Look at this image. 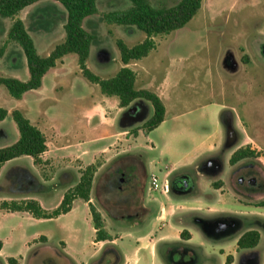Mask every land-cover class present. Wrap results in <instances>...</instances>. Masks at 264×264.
I'll return each instance as SVG.
<instances>
[{"label": "rangeland", "instance_id": "rangeland-1", "mask_svg": "<svg viewBox=\"0 0 264 264\" xmlns=\"http://www.w3.org/2000/svg\"><path fill=\"white\" fill-rule=\"evenodd\" d=\"M150 1L154 5H174L178 0ZM97 6L98 13L83 21V27L96 35L89 68L100 77L108 78L122 65L116 40L123 39L132 46L141 42L146 34L136 26L107 24L103 19L107 12L130 7V0H98ZM63 8L67 14V9ZM11 21L0 16V77L26 81L30 77L26 55L19 44L8 41ZM57 33L34 34L40 55L49 53ZM63 35L65 39V29ZM155 42L156 48L132 69L141 75L138 88L146 85L156 91L166 75L175 81L166 95L168 119L147 135L140 129L144 124L142 118H135L134 124L127 128L128 133L118 136L119 141L114 139L109 153L114 159L100 171L98 184L116 173L114 171L118 175L111 184H99L98 191L114 193V202H108L107 206L111 209V204L120 205V213H126L124 230L131 234L157 231L167 224H172L169 238L177 237L178 230L192 231L193 240L188 245V237H180L178 241H170L166 248L159 247L162 257L173 264H228L227 257L232 254L231 264H264V0H203L202 8L190 22L169 34L156 36ZM14 61L16 65L12 66ZM51 72L42 88L25 92L21 99L13 97L0 85V107L9 111L0 122V148L19 138L11 113L14 109L23 111L33 124L46 131L52 143L58 128L69 130L72 137L78 131L75 119L80 108L89 107L102 96L100 87L80 72L78 56L74 53L59 60ZM55 74L60 77L55 78ZM214 104L222 107L216 115L218 124L213 120V106L205 111L201 107ZM46 110L51 112L49 117L43 115ZM92 112L99 114L100 106ZM112 113L119 117L117 112ZM131 113L135 112L127 113L120 129L128 125ZM176 114L183 116L181 120L173 121L172 116ZM135 129L139 131L135 133ZM103 131L99 128L93 139L79 131L83 137L79 136L78 140L92 139L89 144L103 146L107 143V138L101 135ZM207 133L212 134L209 139L205 136ZM124 136L129 137V141ZM204 141L210 143L214 151L205 153ZM246 146L258 150L260 156L231 164L233 152ZM163 149L166 153L161 157ZM109 155L99 154L95 163L100 167ZM160 157L169 165L163 168L164 173L157 172L162 168L158 163ZM22 160L10 163L0 178V237L7 239L6 247L0 252V264H7L10 256L23 257V264H81L82 261L119 264L121 254L116 249L87 260L82 255V241L75 242L79 253L76 262L65 263L60 255L59 239L63 235L60 223L1 209L5 200L36 199L35 196L41 197L46 207H54L62 194L56 175L61 170V162L44 161L36 165L38 171H32L27 159ZM129 161L135 163L134 167ZM207 163L215 166L208 168ZM75 164L79 166L82 162L78 160ZM152 171L162 179H169V192L151 189ZM41 177L48 182L37 184ZM26 178L29 181L26 182ZM182 181H185L183 186ZM220 187L222 189L217 191ZM42 188L48 194L42 195ZM185 188L188 192H184L183 200L180 192ZM95 202L102 203L97 198ZM112 215L115 214L112 212ZM84 218L80 217L77 225L91 254L94 227ZM112 221L110 217V223ZM132 223L135 228L130 227ZM112 224L116 225L114 221ZM249 229L260 231L261 240L254 248L239 250L236 239ZM46 233L51 237L48 247H29L26 239ZM135 244L131 241L129 253ZM183 247L185 251H178Z\"/></svg>", "mask_w": 264, "mask_h": 264}, {"label": "trees", "instance_id": "trees-1", "mask_svg": "<svg viewBox=\"0 0 264 264\" xmlns=\"http://www.w3.org/2000/svg\"><path fill=\"white\" fill-rule=\"evenodd\" d=\"M40 0H0V16L13 19L8 31V41L15 42L23 49L30 73L28 80L23 81L14 77H0V85H4L9 93L21 99L23 94L32 89H38L43 84L45 74L64 56L74 53L78 56V64L82 75L91 83L100 87L102 94L119 99L120 107H128L136 99L150 102L154 108L153 115L140 128L148 134L159 127L166 119V105L162 97L148 88H138V75L129 64L132 61L147 57L156 48L155 37L169 34L172 31L184 27L202 8L203 0H178L174 5H154L150 0H130L131 6L126 9L113 10L103 15L107 24L133 25L145 32V38L132 46L123 39H117L122 66L117 73L108 78H102L88 67V59L92 44L96 35L83 27L85 18L98 13V0H56L67 9V19L64 25L65 39L55 45L52 51L42 56L39 54L35 41L24 22L17 15L25 7ZM3 51V48L2 50ZM13 118L19 130L18 140L8 146L0 148V168L8 161L21 157L30 156L36 165L43 163L42 154L48 149L47 137L37 125L20 109H14ZM9 114V111L0 107V122ZM139 130L135 129L137 133ZM260 156L258 150L250 146L240 147L235 150L230 158V163L235 164L246 158ZM99 165H88L81 171L79 182L69 189L63 196L61 203L52 211L45 209L34 198L21 200L3 201L1 209L8 212H27L33 217L41 219L56 218L72 209L73 201L81 198L89 202L90 212L96 229V241L114 240L106 229L105 219L100 210L91 202V189L93 179ZM181 237L191 238L189 230L184 229ZM261 240V233L256 229L245 231L237 241L239 250L256 247ZM3 241L0 240V250ZM8 264H21L19 258L10 256ZM233 262V256L227 257V263Z\"/></svg>", "mask_w": 264, "mask_h": 264}, {"label": "crops", "instance_id": "crops-1", "mask_svg": "<svg viewBox=\"0 0 264 264\" xmlns=\"http://www.w3.org/2000/svg\"><path fill=\"white\" fill-rule=\"evenodd\" d=\"M63 7L64 6L59 1H56V0H40V1L35 2L32 5L25 7L22 11H20V13L17 15L16 18H20L24 22L27 30L29 31V33L31 34L33 39H34V34H36V33L37 34H43V33L46 34L47 32L57 33V31H58V33L54 35V36H56V39H54L55 41H54V43H52L51 49L49 50V53H50L57 43L62 42L64 40L63 31H64V25L66 22L65 20L67 18V14H66ZM29 17L31 18L30 22H28ZM4 18H6V17H4ZM12 22H13V19L11 21V24H12ZM59 27H60V29H59ZM100 53H102V52H100ZM48 54H46V55H48ZM91 54H92V47H91L89 59L91 57ZM89 59H88V67H89ZM139 61L140 60L132 61L129 64V66L131 68H133L136 65V63H138ZM15 65H16V61L13 62L12 66H15ZM55 67L51 68L45 74V76L43 78V84L40 88H42L44 86L46 79L49 77L50 73H52L51 71H54ZM135 71L138 75L137 82H139V80H141V75L137 70H135ZM28 73H29V69H28ZM29 75H30V73H29ZM54 77L59 78L60 75L55 74ZM145 80L148 81V79H145ZM145 80H142V82H145ZM174 83H175V81H171L169 75H166V77H164V79L160 82L159 86L157 87L156 92L162 97V99L166 105V119L164 120V122L159 127L164 125V123H166V121L168 119V111L169 110H168V101H167L168 99H167L166 95L173 88ZM139 88H148V86L146 87V85H143L142 87H139ZM46 99L47 98L43 97V100H46ZM78 99L83 100V98H81V97L80 98L78 97ZM54 101L57 102V100H54ZM98 106H100L101 112H99V114H93L92 111L94 110V108H96ZM212 106L214 108L213 109V120L216 121V123L218 124L216 115L220 112L222 107H220L217 104L201 105L202 110H204V111L206 108L212 107ZM152 107H153L152 104L151 105L148 104V102H146V100H143V99L134 100L131 103V105H129L128 107H120L119 99L117 97H115V96L108 97V96L102 94V96L99 98V100L97 102H94L89 107H81L80 108V113H78V115L76 116V119H75V123H77L76 125L78 127V131L75 134H73L72 137H71L72 134H71V132H69V130L65 129L64 127L58 128L56 130L54 140L51 143L49 135L47 133H45L46 131L42 130L47 137V145H48V149L41 156L42 160H43V162L48 161V160H58L59 162H61V168H60L61 170L57 171L56 175H57V178L59 179V182L61 183L63 191H62V194L58 197V201L54 207H46L45 204L43 203L41 197L35 196V198L41 203V205L45 209H47L49 211L54 210L61 203L64 194L79 182L80 177H81V170L85 169L88 165L95 163L99 154H102L104 156H108L109 153H111V151L113 150L112 147L114 146V144H113L114 139L116 141H119L118 136L122 137L123 135H126L128 133L127 128L131 127L132 124H134L133 121L136 120L135 118L138 119V117L139 118L141 117L142 123H145L153 115L154 108H153V112H152ZM109 112H111V113L117 112L119 114V117H117L113 113L111 114ZM128 112H135V113H131L133 115H131V117H129V119H131V120L129 121L128 125L126 124V126H124L123 128L120 129L121 123H122V121H125V119L127 117L126 115ZM43 115L46 117H49L51 115V112L46 110L43 112ZM172 117H173L172 118L173 121H179V120H181V118L183 116L176 114ZM219 125H220V123H219ZM159 127H157V128H159ZM99 128L104 129V131L101 135H104V137L107 138L106 139L107 143L104 144L103 146L96 147L94 145V143H91V144H89V143H90V141H93L92 139L95 136H97L96 132H98ZM79 131H82V135L84 134L83 136H85V134H86V136H89V138H92V139L88 140L85 137L86 141L80 142L78 139H79V136H82V135H79ZM205 136H207L209 139V137H211L212 134L207 133V134H205ZM124 137H125L126 141H129V137H127V136H124ZM139 138H140V136H138L135 141H138ZM204 142L205 143H204L203 147H204V149L207 150V152H205V153H210V152L214 151V150H212L213 148H211L210 143H208V142L206 143V141H204ZM76 143H82L83 146L79 147ZM156 147L157 146H155V148ZM163 153H166L164 151V149L162 152H160L161 157H162ZM161 157H160V159H158V163L162 166V168L157 172L164 173L165 172L164 169H166V167H169V165L166 164L167 162H164V160ZM22 159H27V161L29 162V166H30L32 171L34 169L37 170L36 169L37 166L34 163V159L32 157L21 156V157H18V158H15V159H12V160L6 162L0 168V178L4 174V169H6V167L10 163L21 162V161H23ZM112 159H114V156H110V158L106 159L100 165V167H98V170L96 171L94 179H93V185H92L90 197H91V202L95 205H97L95 202L96 198H97L98 202H102L101 205L99 204L97 206H98V209L100 210V212L102 213V215L105 219L106 229L113 236L114 240H112V241L111 240L96 241V229H95L94 224H93L94 234H93V238H92L93 240L90 241V244L93 246L94 251L91 254H89L87 244H85L84 237L82 235L81 227L79 225H77V222H78V220H80V217L84 216L85 217L84 219L87 223H89V221H91L93 223L92 215L90 212L89 202H86L85 200H83L81 198H77L73 201L72 209L69 212L62 214L56 218L46 219V220H54V221H57L58 223L61 224V232L63 234L62 237L59 239V242H60L61 248H62V251L60 254L61 257H63V260L65 263L76 262V259L79 257V253L75 250V242L82 241V245H83L82 248L84 249V251L82 252V255L84 257L86 256L87 260H89V261L96 259L104 251L116 249L121 254L119 264H173L171 261H168L167 258L162 257V255L159 252V247L162 246V247L166 248L167 245L169 246L170 241H172V240L178 241V239L181 237V232L183 230L182 231L178 230L177 231V237L175 236L174 238H169V235L172 231V224L171 225L167 224V226L165 228L159 229L157 231L156 230H148L144 233L139 232L137 235L131 234V232H127L124 230L123 225H124V217L126 216V213H123V212L120 213V208H119L120 205H118L117 203L111 204L110 205L111 209H109L107 206L108 202L109 203H110V201L114 202V200H113L114 199L113 197L115 196V195H113L114 193L109 191V190H107V191L102 190V192L98 191V186H100L99 184H102V185L111 184L117 178V175H118V174H116L117 171H114L116 173H113V175H110V177L109 176L105 177V179H103L98 184V176L100 175V171L102 169H104L106 167V165ZM78 160L80 162H82V165L77 166L75 164V162ZM134 161H136V160H134ZM128 163L130 166L132 165V167H134V165H135L134 162L129 161ZM207 164L208 165H206V166L208 168L215 166L214 163L213 164L207 163ZM231 167H233V165H231ZM18 168H20V167H18ZM152 172L154 173V171H152ZM124 175H126L125 171H124ZM122 177L124 178V176H122ZM123 178H121V180H123ZM27 181H29V179L27 180V178H26V182ZM46 182H48V180H45L44 178L41 177L38 179L37 184L43 185ZM189 182H190V180H189ZM29 184H31V182H29ZM221 189H222V187H220L216 190L219 191ZM45 191H46V189H44V188L40 189V192L42 195L48 194ZM181 191L182 192H180V193L182 194V197H180V198L185 200L186 195L184 194V192H188V191H187V189L186 190L182 189ZM99 193H100V195H99ZM27 198H31V197H23V198L21 197V199H27ZM99 200H101V201H99ZM183 200H182V202H185ZM104 202H106V203L104 204ZM106 211H107V213H106ZM112 212L115 215H112ZM21 213H27V212H21ZM27 214H29V213H27ZM149 214H150V212H149ZM110 217L113 219V221L116 225L112 224L113 221H112V223H110ZM36 219H38V218H36ZM41 219H44V218H41ZM130 227L135 228V224L132 223L130 225ZM189 232L191 233V238L186 240L187 245L190 244L191 241L193 240V238H192L193 232L190 230H189ZM0 238L3 241V247L0 250V252H1L6 247V243H7L6 240L7 239H4L2 237H0ZM26 240H27V243L29 244V247H36V248L45 249L46 247H48V244L51 241V237H50V235H48L46 233V234H42L38 238H33V239L29 238ZM131 241L136 242V244L134 245V248H132V251H130L131 253H129V250H130L129 245H130ZM237 241H238V238L236 239V243H237ZM184 248L185 247H183L182 250H178V251H185ZM188 251H189V253H191L190 250H188ZM23 259H24L23 257L19 258L21 264H23ZM87 262L84 263L82 261L81 264H89ZM7 264H8V262H7Z\"/></svg>", "mask_w": 264, "mask_h": 264}, {"label": "built area", "instance_id": "built-area-1", "mask_svg": "<svg viewBox=\"0 0 264 264\" xmlns=\"http://www.w3.org/2000/svg\"><path fill=\"white\" fill-rule=\"evenodd\" d=\"M151 189L156 191L160 190L163 192L170 191V181L167 178H161L157 173H152L151 175Z\"/></svg>", "mask_w": 264, "mask_h": 264}, {"label": "flooded vegetation", "instance_id": "flooded-vegetation-1", "mask_svg": "<svg viewBox=\"0 0 264 264\" xmlns=\"http://www.w3.org/2000/svg\"><path fill=\"white\" fill-rule=\"evenodd\" d=\"M252 181H253V180H252ZM252 181H251V182H252ZM184 182H185V181H182V182H180V184H182V186H183V185L185 184Z\"/></svg>", "mask_w": 264, "mask_h": 264}]
</instances>
